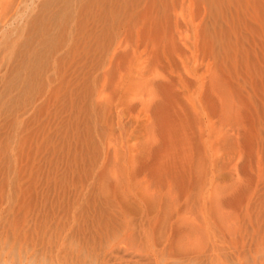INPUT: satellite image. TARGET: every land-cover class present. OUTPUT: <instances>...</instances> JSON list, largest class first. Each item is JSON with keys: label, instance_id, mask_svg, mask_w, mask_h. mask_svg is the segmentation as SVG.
<instances>
[{"label": "rangeland", "instance_id": "obj_1", "mask_svg": "<svg viewBox=\"0 0 264 264\" xmlns=\"http://www.w3.org/2000/svg\"><path fill=\"white\" fill-rule=\"evenodd\" d=\"M167 36L176 50L151 53ZM166 75L179 86L170 95ZM171 102L199 180L152 175ZM263 254L264 0H0V264H264Z\"/></svg>", "mask_w": 264, "mask_h": 264}, {"label": "bare ground", "instance_id": "obj_2", "mask_svg": "<svg viewBox=\"0 0 264 264\" xmlns=\"http://www.w3.org/2000/svg\"><path fill=\"white\" fill-rule=\"evenodd\" d=\"M243 1V0H242ZM38 23V22H37ZM42 23V22H41ZM39 25V24H38ZM35 26H37V25H35ZM40 26V25H39ZM46 26V25H45ZM44 27V26H43ZM34 28V27H33ZM37 28H41L42 29V27H37ZM46 29V28H45ZM155 29V28H154ZM34 31V30H33ZM37 32H39L38 31V29L36 30ZM41 31V30H40ZM156 31V30H155ZM101 32V31H100ZM151 32V31H150ZM146 33L145 35L146 36H148V37H152L153 36V34H155L154 33V31L152 32V33ZM35 32H33V34H34ZM213 33V32H212ZM32 34V35H33ZM38 34V33H37ZM92 34V33H91ZM97 34V33H96ZM34 36H35V34H34ZM33 39L31 38V39H28V41L27 42H24V46L27 48V50L29 51V49L32 47H28V45H29V43L32 41ZM50 41V40H49ZM52 41V40H51ZM54 41H52L51 42V44L50 45H52V43H53ZM214 42V41H213ZM32 43V42H31ZM46 43V42H45ZM49 43V42H48ZM55 43V42H54ZM174 41H173V38H172V36H167V38H165L164 40H162L160 43H158L157 41H155V40H153L152 41V50H150V52L151 53H159V52H163L164 54H171V53H173L174 52V49H175V47H176V44L174 45ZM22 45H23V43H22ZM45 45V44H44ZM49 44H46L45 46L47 47ZM95 45V44H94ZM43 46V45H42ZM45 46H43L44 48H41L42 50L43 49H46L45 48ZM225 46V45H224ZM29 48V49H28ZM92 48V47H91ZM106 48V47H105ZM21 49V48H20ZM40 49V50H41ZM22 50V49H21ZM21 50L19 51V52H21ZM40 50H38L39 52H37V53H35V52H33L32 50V52L33 53H35L34 54V60H32V61H34V63H33V65H32V67L30 68V67H28L29 68V70L27 71V69L25 68V70L27 71V72H29L30 73V75H29V77L27 76V80H26V82H27V84L24 86L25 87V89H26V86L28 85V84H30L32 81H33V79H34V70L36 69V66L38 65V68H39V64L41 63V60H42V58L43 59H45L44 57V51H40ZM176 50V49H175ZM28 51H26V52H28ZM30 51V52H31ZM220 51V50H219ZM25 52V53H26ZM217 52V51H216ZM25 53H23V55L25 54ZM29 53V52H28ZM42 53V54H41ZM150 53V56L151 55H153V54H151ZM218 53V52H217ZM30 54V53H29ZM30 55H32V54H30ZM154 55H158V54H154ZM153 55V56H154ZM160 55V54H159ZM176 55V53H174V55L173 56H175ZM258 55V54H257ZM26 56V55H25ZM25 56H23V58L25 57ZM29 56V55H28ZM44 56V57H43ZM161 56V55H160ZM172 56V57H173ZM222 56V55H221ZM227 56V55H226ZM27 57V56H26ZM25 57V58H26ZM119 57V56H118ZM152 58V57H151ZM158 58H159V56H158ZM167 58V57H166ZM119 59V58H118ZM168 60H169V58H167ZM231 59V58H230ZM152 60V59H151ZM176 59H174V61H175ZM221 60V59H220ZM159 61H160V58H159ZM31 62V61H30ZM158 62V61H157ZM169 62V61H168ZM22 64L21 65H23V63H24V60H23V62H21ZM27 63V62H26ZM25 63V64H26ZM24 64V65H25ZM228 64V63H227ZM31 65V64H30ZM42 65H44V64H42ZM160 65V64H159ZM216 65V64H215ZM221 65V64H220ZM41 66V65H40ZM222 66V65H221ZM239 66V65H238ZM20 67V66H19ZM223 67V66H222ZM23 68L24 67H22V70H21V72L23 71ZM19 69H21V68H19ZM255 70V69H254ZM20 71V70H19ZM38 71V70H37ZM239 71V70H238ZM172 72H174V71H172ZM177 73V72H176ZM174 74V73H173ZM20 75V74H19ZM175 75V74H174ZM177 75V74H176ZM21 76V75H20ZM19 76V77H20ZM173 76V75H172ZM172 76H169V75H166V76H164V79H162V80H160L161 81V83L162 82H166V83H168L166 86H168L169 84V87L170 88H167L168 90H166L167 91V94H171V93H173L172 92V90L177 86V87H179L178 85H176V83H175V85L173 84V82L175 81V79H173L172 78ZM218 76V75H217ZM234 76V75H233ZM179 77V79H180V83L182 84V80H184V78H182V76H178ZM154 78H156V77H154ZM160 78V77H159ZM156 79H158V78H156ZM16 80H18V79H16ZM19 80H21V79H19ZM151 80V79H150ZM216 80H218V79H216ZM215 80V83H214V86H213V89H214V91L216 92V93H218V95L220 96V99L223 97V99H224V91L221 89V86H220V84H218V82H219V80H218V82ZM19 82V81H18ZM25 82V83H26ZM14 83H16V81L14 82ZM21 83V82H20ZM20 83L18 84V85H20ZM157 83H159V81L157 82ZM223 83V82H222ZM10 84V83H9ZM12 84H13V82H12ZM17 84V83H16ZM160 84V83H159ZM159 84H158V87H159ZM178 84V83H177ZM224 84V83H223ZM17 85V86H18ZM31 85V84H30ZM29 85V87H31ZM34 85V84H33ZM157 84H155V86H156ZM152 86H154V85H152ZM175 86V87H174ZM20 87V86H19ZM157 86H156V88H158ZM174 87V88H173ZM212 87V86H211ZM9 88H11V89H13L12 88V86L11 87H9ZM226 88V87H225ZM28 89V88H27ZM160 89H161V87H160ZM226 90V89H225ZM231 90V89H230ZM161 91H164L163 90V88H162V90H160V91H158L159 92V94L161 93ZM229 91V90H228ZM177 92H179V91H176V93L173 95V96H175L176 94H177ZM179 93H181V92H179ZM179 93L177 94L178 96H180L179 95ZM235 93H236V91H234V93H231V95L232 94H234L235 95ZM167 94H165L167 97H164V98H169L168 97V95ZM52 95V94H51ZM163 95V94H162ZM181 95H182V93H181ZM233 95V96H234ZM164 96V95H163ZM173 96L171 95V98H173ZM216 96V95H215ZM218 96V97H219ZM222 96V97H221ZM236 96H238V95H236ZM181 97V96H180ZM217 97V98H218ZM231 97V96H230ZM22 98V97H21ZM161 98V97H160ZM170 98V100H172ZM174 98H176V96L174 97ZM173 98V99H174ZM179 98V97H178ZM226 98V97H225ZM228 98V97H227ZM233 98H235V97H233ZM232 98V100H234ZM162 99V98H161ZM219 99V100H220ZM222 99V100H223ZM237 99V98H236ZM18 100V99H17ZM177 100V99H176ZM222 100H220V101H222ZM238 100V99H237ZM15 101V100H14ZM13 101V102H14ZM33 101V100H32ZM162 101H163V99H162ZM162 101H160V102H162ZM172 101H174V100H172ZM180 100H178V102H179ZM166 102V101H165ZM176 101H174V103H175ZM225 102V101H224ZM224 102H222V103H224ZM15 103V102H14ZM163 103H164V101H163ZM167 103V102H166ZM172 103V102H171ZM174 103H172L173 104V106L175 107V109L176 110H178V111H176L175 109H174V115H176V116H174L176 119H173V120H169V121H167L166 122V124L164 123V121L163 122H161L162 124H163V127H162V125H161V123L159 124L160 126H161V134L160 135H162V138H163V142H162V149H163V151H164V158L162 157V159L164 160L163 162H159V163H157L156 165V168H154V169H152V175L157 179V180H160V179H163V177H166V176H168V177H170L172 180H176V179H178V177H180L181 179H183V173L184 174H187L186 176H185V178L187 179V178H190V180H192V178L191 177H193V176H191V175H193V173L194 174H196L197 175V173H199V172H195V169H194V163H192L191 165H189L188 163H186L185 162V159L187 158V155L189 156V157H191L189 154H190V152H191V155L193 156V151L192 150H194L192 147H193V139L194 138H190V136L191 135H189V132H188V126H186L185 124H184V119H183V116L184 115H181V114H183L180 110H179V106H178V108H177V104L178 103H176L175 105H174ZM214 103V102H213ZM216 103V102H215ZM221 103V104H222ZM228 103V102H227ZM230 103V105H231V102H229ZM233 103V102H232ZM234 103H235V101H234ZM168 104V103H167ZM170 104V103H169ZM169 104H168V106H169ZM217 104V103H216ZM13 105V104H12ZM171 105V104H170ZM180 105V104H179ZM229 105V104H228ZM235 106H238V104L236 105V104H234ZM103 106V105H102ZM182 106V105H181ZM222 106V109L224 110V109H226V107H225V105H221ZM240 106V105H239ZM239 106H238V108L236 109V107L234 108V106L232 107H230V109H232L233 108V113L235 112L234 110H236L237 112L236 113H234V114H240L241 113V111L240 110H243L242 109V106H241V109L239 108ZM160 106H157V107H155L154 106V108L156 109V108H158V110L159 111H157V110H155V112L157 113V112H161V110H162V108L164 107H162V108H159ZM165 107H167V105H165ZM169 107H171L172 109H170V110H167L166 108V111L168 112L169 111V113L171 114L172 113V111H173V107H172V105L171 106H169ZM225 107V108H224ZM228 107V106H227ZM168 108V107H167ZM213 108V107H212ZM219 108V107H218ZM181 109V108H180ZM112 110V109H111ZM182 110V109H181ZM165 111V112H166ZM171 111V112H170ZM227 111H228V108H227ZM166 112V113H167ZM221 112V111H220ZM217 113V112H216ZM228 113V112H227ZM232 113V111L230 110V114ZM100 114V113H99ZM160 114V113H159ZM162 114V113H161ZM163 114H165V113H163ZM52 115V114H51ZM115 116V115H114ZM234 116V115H233ZM181 117H182V119H181ZM240 117V116H239ZM242 118H239L238 120L240 121ZM36 120V119H35ZM176 120V121H175ZM178 120V121H177ZM221 122V121H220ZM84 123V122H83ZM97 123V122H96ZM113 123V122H112ZM165 124V125H164ZM96 125V124H95ZM111 125V124H110ZM96 128V127H95ZM89 129V128H88ZM80 130V129H79ZM199 130V129H198ZM90 131V130H89ZM115 133V132H114ZM188 133V134H187ZM192 134V133H191ZM248 136H250V131H249V134H248ZM29 137V136H28ZM30 138V137H29ZM89 138V137H88ZM236 138V137H235ZM252 138V137H251ZM245 140V139H244ZM65 141V140H64ZM79 142V141H78ZM237 142V141H236ZM33 143V142H32ZM161 146H160V148H161ZM177 147H179L178 149H176ZM110 148V147H109ZM33 149V148H32ZM197 150H198V148H196ZM161 150V149H160ZM33 151V150H32ZM188 152V153H187ZM161 154H162V152H160ZM160 154V155H161ZM46 157V156H45ZM154 158V157H153ZM45 159V158H44ZM159 159V158H158ZM161 159V158H160ZM193 160V159H192ZM203 160V159H202ZM202 160H198V161H202ZM157 161H160V160H157ZM162 161V160H161ZM204 162V161H203ZM48 164V163H47ZM202 165V164H201ZM207 165V164H206ZM203 166H205V165H203ZM146 168H148V167H146ZM202 169H204V168H202ZM180 170H181V172H180ZM175 171H177V172H175ZM201 171V170H200ZM204 173V172H203ZM26 174V173H25ZM187 176H189V177H187ZM238 176V175H237ZM198 175L197 176H195V179L197 178V180H199V179H201V177L202 178H204L203 177V175H201L200 176V178L198 179ZM194 179V178H193ZM194 179V180H195ZM237 179V178H236ZM34 182V181H33ZM191 182V181H190ZM200 182V181H199ZM32 183V182H31ZM202 183V182H201ZM191 184H192V182H191ZM203 184H204V182H203ZM204 186V185H203ZM206 186V185H205ZM206 187H208V186H206ZM202 192V191H201ZM77 199V198H76ZM257 200V199H256ZM248 202V201H247ZM197 205V204H196ZM154 210V209H153ZM155 211V210H154ZM107 212V211H106ZM106 219V218H105ZM95 237V236H94ZM88 239V238H87ZM68 248V247H67ZM247 248V247H246ZM259 249V248H258ZM253 250V249H252ZM246 253V252H245ZM69 254V253H68ZM264 255V254H263ZM263 255H261L262 257H263ZM260 256V257H261ZM244 257V256H243ZM89 258V257H88ZM251 258V257H250ZM258 258H259V256H258ZM246 259V258H245ZM258 261V260H257ZM252 262V261H251Z\"/></svg>", "mask_w": 264, "mask_h": 264}]
</instances>
